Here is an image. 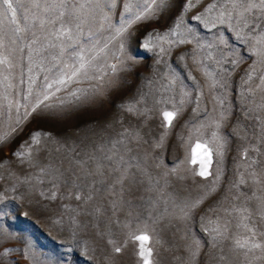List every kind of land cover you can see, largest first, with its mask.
I'll use <instances>...</instances> for the list:
<instances>
[{
    "label": "rangeland",
    "instance_id": "obj_1",
    "mask_svg": "<svg viewBox=\"0 0 264 264\" xmlns=\"http://www.w3.org/2000/svg\"><path fill=\"white\" fill-rule=\"evenodd\" d=\"M12 3L0 264H264L262 0Z\"/></svg>",
    "mask_w": 264,
    "mask_h": 264
},
{
    "label": "snow or ice",
    "instance_id": "obj_2",
    "mask_svg": "<svg viewBox=\"0 0 264 264\" xmlns=\"http://www.w3.org/2000/svg\"><path fill=\"white\" fill-rule=\"evenodd\" d=\"M63 2H64V0H61V3H63ZM0 3H2V5L5 7L6 11L11 12L12 15H13V17H15L16 9L13 7L12 0H0ZM262 3H264V0H262ZM17 31H18V29H17ZM80 60H81V62L79 64V67L65 65V69H68V71H62V75L67 76V79L69 81L72 79V77L77 76L81 72H85V74H86V63L84 62L83 57H81ZM69 72L71 73L70 75H69ZM66 82L67 81L64 80V79H59L57 81V83H59V84H65ZM49 87H51V85H49ZM73 95H76V94L73 93ZM77 98H79V97H77ZM45 99H47V96L45 97ZM42 102L43 101H41V103ZM163 116H164V119L170 125L171 122H172V120H173V118L175 117V113L174 112H164L163 113ZM39 135H40V133H34V138L36 136H39ZM197 147H199V145H197ZM17 155H19V153H17ZM192 162L193 163H196L195 160H193ZM210 162L211 161L209 160L208 163H210ZM202 164H203V162H202ZM199 175H201V176H207L208 175L207 166L206 165L202 166L201 171L199 172ZM135 239H137L139 241H146L148 239V237L142 235V236L135 237ZM237 243H238V245L240 247H244V244H240L239 241ZM253 247H260V245L255 244V245H253ZM141 248H142V250H141L140 255L141 256H144V258H145V264H150L147 256H145V252L143 250V245H141ZM115 251L119 252L120 251V248H116ZM147 252H148V255H151V250L150 249H148Z\"/></svg>",
    "mask_w": 264,
    "mask_h": 264
},
{
    "label": "bare ground",
    "instance_id": "obj_3",
    "mask_svg": "<svg viewBox=\"0 0 264 264\" xmlns=\"http://www.w3.org/2000/svg\"><path fill=\"white\" fill-rule=\"evenodd\" d=\"M208 154H209V151L207 150V152H206V158H205V160L203 161V164H202V166L206 165V166H207V169H208V167H209V163H208V161L210 160ZM194 156H195V154H194ZM201 168H202V167H201Z\"/></svg>",
    "mask_w": 264,
    "mask_h": 264
}]
</instances>
